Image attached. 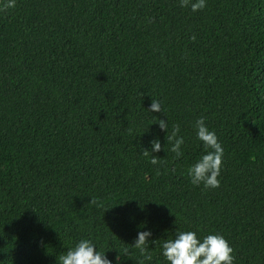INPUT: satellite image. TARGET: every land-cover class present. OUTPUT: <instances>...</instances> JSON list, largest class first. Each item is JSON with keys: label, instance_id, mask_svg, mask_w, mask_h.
<instances>
[{"label": "trees", "instance_id": "1", "mask_svg": "<svg viewBox=\"0 0 264 264\" xmlns=\"http://www.w3.org/2000/svg\"><path fill=\"white\" fill-rule=\"evenodd\" d=\"M201 117L224 150L217 188L187 175ZM154 137L156 165L141 152ZM145 224L151 261L131 244ZM175 230L220 233L233 264H264V0L0 10V264H59L81 238L120 264H167Z\"/></svg>", "mask_w": 264, "mask_h": 264}, {"label": "clouds", "instance_id": "2", "mask_svg": "<svg viewBox=\"0 0 264 264\" xmlns=\"http://www.w3.org/2000/svg\"><path fill=\"white\" fill-rule=\"evenodd\" d=\"M16 0H0V10H8L15 7ZM207 0H179L181 8L189 7L192 12H197L206 7ZM147 110L149 112H162L161 103L151 99ZM160 131L168 132V121L159 118L156 122ZM178 128L173 127L167 140L171 142L169 150L177 157L181 155V146L184 138L177 135ZM195 135L205 152L192 163L187 169L189 182L194 186L203 188H217L220 185V172L223 160V147L214 130H211L205 123L204 118H197L195 121ZM150 149H143L142 155L150 157V163H158L157 156L152 153L161 150L160 140L156 137L149 141ZM116 207V206H114ZM114 207L108 208L113 209ZM152 231L146 224L143 230H137L131 243L142 254L143 261H151L152 255L149 251V243ZM160 255L167 264H233L234 249L229 241L220 233L209 232L206 235H198V230H175L170 239L163 240ZM128 253V249H124ZM117 256L109 259L106 251H100L97 245L90 239L81 238L72 247H69L65 254L59 257V264H120ZM142 264V262H140Z\"/></svg>", "mask_w": 264, "mask_h": 264}]
</instances>
